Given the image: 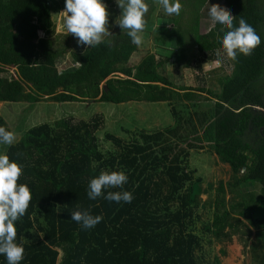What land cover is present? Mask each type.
Masks as SVG:
<instances>
[{
    "label": "trees",
    "instance_id": "16d2710c",
    "mask_svg": "<svg viewBox=\"0 0 264 264\" xmlns=\"http://www.w3.org/2000/svg\"><path fill=\"white\" fill-rule=\"evenodd\" d=\"M152 1L145 0L160 14ZM212 1L218 4L219 0ZM222 1L219 6L230 10L234 25L243 17L260 37L249 55L219 56L224 31L215 23L208 32H200V7L208 2L200 0L184 26L179 22L182 16L161 13L160 17L175 23L173 28L163 27L166 38L159 35L155 40L165 53L150 52L132 64L138 46L131 43L126 30L111 31L100 44L88 48L77 45L72 34L57 33L64 0H0L2 103L96 99L171 105L181 102L182 94L159 74L165 56L171 55L170 64L178 68L190 67L191 57L197 54L201 55L199 67L211 61H220L222 70L224 65L233 67L228 74L215 75L218 90L189 88L214 99L206 112L196 113L204 139L231 169L229 181H220L205 201L201 194L213 186L203 188L202 177L189 161L191 149L203 145L183 144L189 137L188 126L198 134L188 107L181 110L173 105L172 124L136 131L129 139L111 132L101 138L98 131L104 118L96 114L90 119L65 117L36 125L9 146L6 154L22 166L18 183L27 184L32 193L24 216L15 222L16 239L24 248L20 264H220L218 255L211 260L205 257L204 239L212 244L241 234L254 263L264 264V243L250 242L252 229L244 221L264 204V0ZM104 2L110 8L117 6L115 0ZM120 11L118 7L117 16ZM151 19H145V25ZM178 34L180 50L173 42ZM59 39L64 43L57 48ZM157 79L167 83L161 85ZM0 126L11 131L1 114ZM103 141L113 148L104 149ZM102 170L127 175L122 190L131 192V202L88 198V181ZM258 185L261 193L253 189ZM200 206L213 210L202 234L196 231ZM76 209H88L101 220L83 229L70 219ZM0 264H6L2 255Z\"/></svg>",
    "mask_w": 264,
    "mask_h": 264
},
{
    "label": "rangeland",
    "instance_id": "374dc122",
    "mask_svg": "<svg viewBox=\"0 0 264 264\" xmlns=\"http://www.w3.org/2000/svg\"><path fill=\"white\" fill-rule=\"evenodd\" d=\"M182 1H185V3L180 2L181 11L179 15L165 14L160 4V0H153L151 3V5L153 6L156 5V7L158 8L157 10H159L160 14H158L157 12H153L151 6H148V11L145 14L144 18L146 20H149L152 16V19L144 26L143 31L140 33L142 42L138 46V50L133 54L131 58L132 64L139 63L146 54L150 52L157 54L162 49L159 47V44L155 40L159 35L162 37L164 36V34L165 36L167 35V32H164V26L170 25L169 28H173L175 23L172 24L171 22H168L165 17H160L161 13L169 17L179 18L180 16H182V19H180L179 22L182 26H184L186 18L191 19L192 13L194 11H197L201 4L200 0ZM212 4H215V2L212 0H208V2L200 7L199 14L201 17L199 20V28L201 33L208 32L210 28L215 25V22L211 20L207 12V9ZM222 4L223 1L219 0L218 5ZM223 8L228 9L226 7ZM63 10L64 7L62 8V11ZM108 11L109 16L107 24V34L120 28L116 23V20L119 19V15L117 16L118 7H108ZM63 16L64 13L60 12L58 14L57 20V33L61 34L66 33V30H64L62 27ZM175 37L176 38L173 39V42L175 43V47L177 48V50H180L182 44L181 36L180 34H178L175 35ZM63 43V40L59 39L56 47L58 48V45H63ZM162 51L165 53V50H161V52ZM217 52L219 56H222L221 58H229L227 57L225 52L220 50H218ZM169 56L170 58L167 55L165 56L166 59L162 60L164 61V63L159 68V74L164 80H169L168 82L170 86H174L175 89L181 92V102H175L171 105H169L167 102L135 101L117 104L112 102L97 101L96 99H93L92 101L88 100L87 102H58L54 100H41L34 103L24 101L4 103L0 102V114L8 122L11 131L15 134L16 140L14 143H16L27 130L36 125L42 123H52L58 119H62L65 117L70 118L72 121H76L78 119H90L96 114H101L104 118L103 124L98 131V135L101 138H103L106 132H111L116 133L124 139H129L131 135L136 131L142 129H163L166 126L172 124L174 121L172 112L173 105H177L178 109L180 108L181 110L188 107L192 117H194L195 119L194 123L197 127L198 134L195 132L193 133L192 125L188 126L186 128V132L189 134V137L187 141L183 142V144H187L188 141H193L196 144L200 142L203 145L200 148L191 149L189 161L190 168L197 170L196 175L202 177L201 185L203 186V188H209L210 186H213L211 190L201 194L202 201H205L213 196V194L216 192L215 188L218 186L220 181L225 182V184L229 181L231 177V169L229 164L222 162L218 158L217 154L214 152L211 146V142L208 143L204 139L202 129L203 127L202 124L198 121V114L196 113L206 112L213 106L214 99L207 93H202L198 90L189 88H199L200 86H205L207 88L210 87L212 90H218L219 86L217 84L215 75H218V73L228 74L231 72L233 67L224 65L222 67V70V63L220 61H211L199 67L198 61L201 60V55L197 54V56L191 57L193 60V64L190 67L183 66L182 68H178L177 66H173L172 64H170L172 56ZM216 70L219 71L216 72ZM164 80L157 79L156 82L164 85L165 83H167V81ZM197 106L203 107L200 108ZM195 107H197L198 109H195ZM182 112L185 114L184 111ZM199 138L201 139V141H199ZM102 146L104 147V149L113 148V145L108 141H103ZM8 148L9 146H0L1 152L7 153ZM227 197L229 198L230 194H228ZM212 211L213 210L210 206L206 208L200 206L199 212L202 214V217L196 220L197 232L201 234L203 233L202 226L203 224L211 220V218L213 217L211 214ZM259 212L264 213V210H254L251 212V214L248 215V219L251 221L252 225H255L253 224L255 223V221H264V216L259 215ZM242 237L244 236H242L241 234V238ZM233 239L235 240L236 237H233L231 241H216L212 244H210L208 240L204 239L205 241L203 242V248L207 252L205 254V257L208 259L210 258L211 260L214 259V256L218 255L221 258L220 264L221 262L222 264H255L251 255V251H248V248H241V253L239 247L232 249L231 246H233ZM222 249L226 250V254L222 253Z\"/></svg>",
    "mask_w": 264,
    "mask_h": 264
},
{
    "label": "clouds",
    "instance_id": "9594fccd",
    "mask_svg": "<svg viewBox=\"0 0 264 264\" xmlns=\"http://www.w3.org/2000/svg\"><path fill=\"white\" fill-rule=\"evenodd\" d=\"M121 9L116 23L127 32L132 44L139 46L142 42L140 33L145 26V14L148 5L145 0H115ZM163 11L167 15H179L180 0H160ZM63 29L72 34L77 45L95 47L107 34L109 11L104 0H64ZM208 16L221 26L224 31L219 41L227 57L235 59L238 54L249 55L253 48L260 44V37L254 29L241 17L234 25L230 10L212 4ZM15 134L0 126V145L11 146L15 142ZM22 174V166L10 159L5 152H0V255L6 264H20L24 258V248L18 242L15 222L24 216L32 199L30 187L18 183ZM127 183V175L123 171H101L88 181L87 196L90 200L98 197L112 202L129 203L133 199L130 191L122 190ZM121 189L110 191L109 189ZM70 219L83 229L93 228L100 220V215H93L88 209H76L70 212Z\"/></svg>",
    "mask_w": 264,
    "mask_h": 264
},
{
    "label": "crops",
    "instance_id": "0c3cea01",
    "mask_svg": "<svg viewBox=\"0 0 264 264\" xmlns=\"http://www.w3.org/2000/svg\"><path fill=\"white\" fill-rule=\"evenodd\" d=\"M261 187L262 186L258 185V186L253 187V189L256 190L258 193H261L262 192ZM258 210L259 211L260 210H264V204ZM259 215L264 216V213L259 212ZM240 217L244 219L243 215L240 216ZM244 221L252 229V235L250 237L251 241L256 240V239H260L264 243V221H261V220H258V222L255 221V223H253L255 225H252V223L248 219V217L245 218ZM233 237H236V239L235 240L233 239V242H232L233 246H231V247H232V249L239 247L240 248V253H241V248H243V245H242V242H241V236L240 235H234ZM239 239H240V241H239ZM221 264H222V262H221ZM239 264H242V263H239Z\"/></svg>",
    "mask_w": 264,
    "mask_h": 264
},
{
    "label": "water",
    "instance_id": "95a60500",
    "mask_svg": "<svg viewBox=\"0 0 264 264\" xmlns=\"http://www.w3.org/2000/svg\"><path fill=\"white\" fill-rule=\"evenodd\" d=\"M90 101H92L93 99H89Z\"/></svg>",
    "mask_w": 264,
    "mask_h": 264
}]
</instances>
